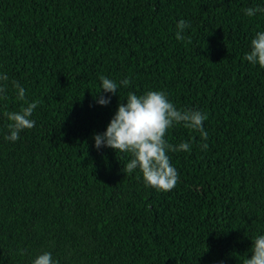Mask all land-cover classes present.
Masks as SVG:
<instances>
[{"label": "trees", "instance_id": "obj_1", "mask_svg": "<svg viewBox=\"0 0 264 264\" xmlns=\"http://www.w3.org/2000/svg\"><path fill=\"white\" fill-rule=\"evenodd\" d=\"M264 0H0V264H242L264 234V69L244 60ZM190 23L175 39L179 20ZM190 39L191 43H188ZM130 79L96 94L99 76ZM12 81L38 101L35 126L5 140ZM162 90L207 114L208 133L166 140L179 182L146 188L126 153L94 147L128 92ZM96 94V99L93 95ZM100 95L110 103L99 105ZM206 143L207 148L201 145ZM23 251V255H21Z\"/></svg>", "mask_w": 264, "mask_h": 264}, {"label": "clouds", "instance_id": "obj_2", "mask_svg": "<svg viewBox=\"0 0 264 264\" xmlns=\"http://www.w3.org/2000/svg\"><path fill=\"white\" fill-rule=\"evenodd\" d=\"M257 13H264V7L245 9V15L253 17ZM190 27V23L181 19L176 25L175 39L186 40L184 31ZM191 43L190 39L187 41ZM249 51L245 53L244 60L252 66L264 69V31H258L250 41ZM9 77L6 73H0V100L7 99V82ZM100 88L96 94L109 93L116 95L118 87L127 88L130 79L124 78L117 81L104 75L99 76ZM12 88L16 93V100L22 102L18 111H5L3 116L8 121V135L4 138L10 142H16L20 133L30 130L35 126L31 119L38 101L28 102L26 90L19 82L12 81ZM96 94L93 98L96 99ZM126 103H120L106 126L103 133L94 134V147L100 149L107 147L114 152L126 153L129 160L122 168L125 174L138 173V179L146 188L157 192H168L175 188L179 182V174L171 163L169 152H189L191 143L185 141L173 145L166 140L170 129L177 125L190 131L199 132L202 140H207L208 133L203 127L207 120V114L195 109H178L162 90H149L137 95L128 92ZM99 105L106 106L110 103V96L100 95L96 100ZM202 149L207 144L201 145ZM251 241L249 248L250 256L246 255L242 264H264V234L256 235ZM23 255V251L20 253ZM31 264H58L50 252L38 254Z\"/></svg>", "mask_w": 264, "mask_h": 264}]
</instances>
